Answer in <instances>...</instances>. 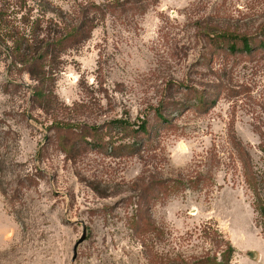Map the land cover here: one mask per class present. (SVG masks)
Wrapping results in <instances>:
<instances>
[{"label": "rangeland", "instance_id": "1", "mask_svg": "<svg viewBox=\"0 0 264 264\" xmlns=\"http://www.w3.org/2000/svg\"><path fill=\"white\" fill-rule=\"evenodd\" d=\"M142 2L62 57L46 110L0 57V264H176L212 249V230L231 264H264L233 148L263 183L264 0ZM220 31L248 34L253 52L228 53Z\"/></svg>", "mask_w": 264, "mask_h": 264}, {"label": "trees", "instance_id": "2", "mask_svg": "<svg viewBox=\"0 0 264 264\" xmlns=\"http://www.w3.org/2000/svg\"><path fill=\"white\" fill-rule=\"evenodd\" d=\"M146 8L142 0H73L65 10L54 0H0V57L34 82L31 105L46 110L52 104L53 92L48 88L57 64L68 52L79 50L109 12H126L127 6ZM144 5V6H143ZM260 42L264 47V24L260 26ZM213 41L224 45L228 53H252V38L248 34L220 31L213 34ZM156 115L163 118L160 108ZM123 129L127 120H116ZM138 132L148 133V121L142 120ZM241 163L246 183L255 197V208L264 219V182L254 170L251 157L241 142L233 143ZM2 191V189H1ZM3 192V191H2ZM5 193V192H3ZM213 248L198 256L176 260V264H231L235 253L232 244L212 230Z\"/></svg>", "mask_w": 264, "mask_h": 264}]
</instances>
